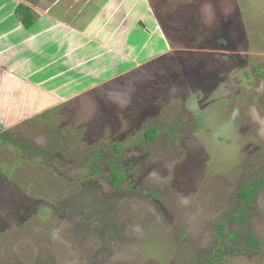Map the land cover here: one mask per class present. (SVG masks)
I'll use <instances>...</instances> for the list:
<instances>
[{"label": "rangeland", "instance_id": "1", "mask_svg": "<svg viewBox=\"0 0 264 264\" xmlns=\"http://www.w3.org/2000/svg\"><path fill=\"white\" fill-rule=\"evenodd\" d=\"M63 1L52 10L80 29L104 0ZM123 4L145 31L129 43L157 42L153 16L165 52L137 45L152 53L50 108L0 103V264H264V0ZM105 160L120 165L117 185ZM256 179L240 223L238 190Z\"/></svg>", "mask_w": 264, "mask_h": 264}, {"label": "crops", "instance_id": "2", "mask_svg": "<svg viewBox=\"0 0 264 264\" xmlns=\"http://www.w3.org/2000/svg\"><path fill=\"white\" fill-rule=\"evenodd\" d=\"M125 1L104 0L101 11L78 29L71 24L73 20L60 18L52 10L60 9V4L66 1L54 0L46 12L36 10L24 0H0V103L9 102L11 108L14 105L29 111L50 108L77 92L101 84L115 73H123L133 64L131 61L138 60L139 54L146 57L152 52H165L167 40L160 37L153 16L154 24L148 36L156 34L157 42L151 45L149 41V46L129 43L130 35L134 34L136 39L145 31L140 27L137 4L127 5L129 8L125 9ZM18 3L30 6L37 14L27 29L15 15ZM72 3L69 7L65 3V8H72ZM106 11L114 21L103 24L108 16ZM148 11L152 14L150 8ZM137 45L153 50L144 54ZM155 45L162 46L157 49ZM126 50L131 56L128 54L125 59Z\"/></svg>", "mask_w": 264, "mask_h": 264}, {"label": "trees", "instance_id": "3", "mask_svg": "<svg viewBox=\"0 0 264 264\" xmlns=\"http://www.w3.org/2000/svg\"><path fill=\"white\" fill-rule=\"evenodd\" d=\"M15 15L21 22L22 26L24 28H29L36 20V16L34 11L30 8V6L23 4V3H18L15 7ZM264 76V75H263ZM1 129V127H0ZM155 127H148L144 130L143 132V141H149L152 139L155 135ZM20 148V147H19ZM113 149L116 153L120 152V148L116 145H113ZM89 158V162L93 163L94 166L90 167V174H95L98 171L97 165L101 164V160L103 159L101 151H97L95 154H93ZM105 162L108 165L109 171L111 172V183L113 185H117L119 182V179L121 177V172H120V165L118 161H110V160H105ZM104 163V161H103ZM262 179H256L253 181H249L247 183L242 184L241 188L238 190L237 193V201L238 205L236 206L235 213L233 216H231L233 219L238 220L240 223H244L245 219L248 218L249 216V211L244 210L243 205L245 203H252L254 202L258 191L261 187ZM218 234H222V228L221 226L218 227ZM245 238V243L246 247L244 250L252 251L256 249V241L254 237L250 233H246L244 235ZM218 245H215V249L212 253V258L213 259H219L223 254L226 252L225 249H221L220 244L217 243Z\"/></svg>", "mask_w": 264, "mask_h": 264}, {"label": "water", "instance_id": "4", "mask_svg": "<svg viewBox=\"0 0 264 264\" xmlns=\"http://www.w3.org/2000/svg\"><path fill=\"white\" fill-rule=\"evenodd\" d=\"M140 24H141V22H140Z\"/></svg>", "mask_w": 264, "mask_h": 264}]
</instances>
